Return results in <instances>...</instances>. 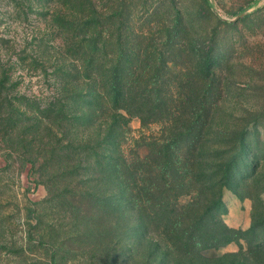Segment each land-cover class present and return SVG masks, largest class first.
Here are the masks:
<instances>
[{
	"label": "rangeland",
	"instance_id": "obj_1",
	"mask_svg": "<svg viewBox=\"0 0 264 264\" xmlns=\"http://www.w3.org/2000/svg\"><path fill=\"white\" fill-rule=\"evenodd\" d=\"M210 2L0 0V264H51L45 250L33 246L36 221L28 219L29 204L43 201L47 189L22 154L35 158L41 143L35 138L47 134V122L36 126V106L55 92L51 66L75 23L86 28L99 19L104 32L116 34L120 6L131 47L164 55V92L177 104L167 121L132 118L121 137L124 154L159 160L162 146L166 152L184 138L174 149L179 174L170 206L178 204L191 220L210 214L213 226L228 229L210 241V260L194 258L192 264H264V248L253 252L255 238L247 234L257 226L256 239L264 240V0ZM219 200L220 214L213 206ZM114 223L91 230L107 231L105 241L121 250L117 264H133L127 253L133 232L123 236ZM76 255L68 264H89L87 256Z\"/></svg>",
	"mask_w": 264,
	"mask_h": 264
},
{
	"label": "trees",
	"instance_id": "obj_2",
	"mask_svg": "<svg viewBox=\"0 0 264 264\" xmlns=\"http://www.w3.org/2000/svg\"><path fill=\"white\" fill-rule=\"evenodd\" d=\"M119 8L116 34L104 32L99 19L86 28L75 23L76 32L70 40L67 37L51 66L55 92L36 106V126L42 128L47 122V134L40 132L35 138L41 142L32 154L35 158L22 154L24 162L36 168L38 184L47 189L43 201L28 207V219L36 221L30 225L38 235L33 246L42 247L51 264H68L77 259V252L87 256L89 264H117L121 250L105 241L107 231L91 230L115 220L123 236L133 232L127 252L133 255V264L210 260L205 254L214 248L210 241L227 232L226 226H213L210 214L191 220L187 210L176 203L170 206L179 174L174 149L184 138H177L174 149L166 152L162 146L161 158L155 161L129 159L122 150L123 129L132 118L145 124L167 121L176 115L177 104L172 94L164 92L168 86L163 77L168 68L164 55L131 47L134 39L121 29L126 21L123 7ZM187 143L191 147L194 141ZM221 205L220 200L213 203L219 214ZM258 230L254 226L247 231L255 238L253 252L264 248V240L256 239ZM197 245L203 248L197 250Z\"/></svg>",
	"mask_w": 264,
	"mask_h": 264
}]
</instances>
